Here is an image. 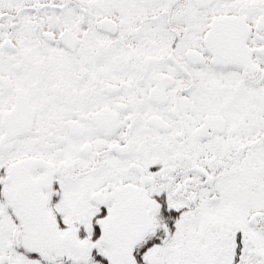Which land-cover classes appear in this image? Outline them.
Masks as SVG:
<instances>
[{
    "label": "snow or ice",
    "instance_id": "1",
    "mask_svg": "<svg viewBox=\"0 0 264 264\" xmlns=\"http://www.w3.org/2000/svg\"><path fill=\"white\" fill-rule=\"evenodd\" d=\"M0 264H264V0H0Z\"/></svg>",
    "mask_w": 264,
    "mask_h": 264
}]
</instances>
